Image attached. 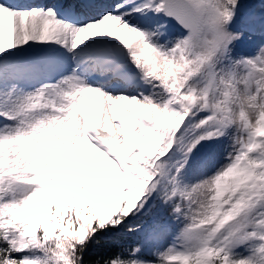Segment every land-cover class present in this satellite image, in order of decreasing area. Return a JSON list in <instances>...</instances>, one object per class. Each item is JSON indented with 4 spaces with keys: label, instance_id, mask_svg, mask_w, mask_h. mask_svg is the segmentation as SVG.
<instances>
[{
    "label": "snow or ice",
    "instance_id": "snow-or-ice-1",
    "mask_svg": "<svg viewBox=\"0 0 264 264\" xmlns=\"http://www.w3.org/2000/svg\"><path fill=\"white\" fill-rule=\"evenodd\" d=\"M0 264H264V0H0Z\"/></svg>",
    "mask_w": 264,
    "mask_h": 264
}]
</instances>
